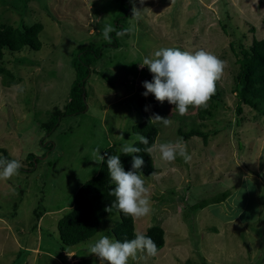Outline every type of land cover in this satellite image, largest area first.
Listing matches in <instances>:
<instances>
[{
	"label": "rangeland",
	"instance_id": "1",
	"mask_svg": "<svg viewBox=\"0 0 264 264\" xmlns=\"http://www.w3.org/2000/svg\"><path fill=\"white\" fill-rule=\"evenodd\" d=\"M126 2L0 0V21L43 25L39 49L5 50L1 61L13 81L6 86L0 75V157L19 159L22 167L10 180H0V264L15 258V264H65L55 254L57 221L77 190L100 171L93 149L103 155L112 144L135 141L130 132L141 118L137 99L145 91L142 82L152 77L138 63L165 47L202 48L224 61L216 83L221 95L208 102L210 114L203 119L196 108L180 116L174 105L159 104L155 114L172 125L157 124L155 142L180 139L191 159L185 163L178 156L164 164L152 155L155 172L143 177L152 212L134 224L138 232L161 225L165 243L156 256L138 253L129 264H264V118L247 107L238 114L233 91L238 44L247 47L264 34V0ZM133 3L140 9L138 21L131 16ZM105 24L114 27L116 41L112 32L111 42L103 38ZM123 27L130 31L117 36ZM86 47L92 50L85 54ZM74 58L89 65L79 87L85 107L56 117L71 101L79 67ZM150 95L144 97L152 117ZM193 125L208 132L206 143L177 134ZM224 190V201L211 200ZM203 200V208L193 206ZM108 217L92 238L63 251L68 264L80 261L79 249L86 263L100 264L86 245L113 227Z\"/></svg>",
	"mask_w": 264,
	"mask_h": 264
},
{
	"label": "trees",
	"instance_id": "2",
	"mask_svg": "<svg viewBox=\"0 0 264 264\" xmlns=\"http://www.w3.org/2000/svg\"><path fill=\"white\" fill-rule=\"evenodd\" d=\"M126 1L127 0H124V2ZM128 5L129 3L126 2V7ZM262 23L264 24V16L262 18ZM124 29L126 28L123 27V30ZM42 30L43 25L41 22H34L30 25H13L0 21V75L4 85H12L13 81L12 73L1 65L5 50L19 52L26 47L35 50L39 49L42 45L40 40V33ZM113 32L111 33V37H113V40H115ZM127 34L128 32L126 35ZM84 50L86 54L92 49L91 47H86ZM92 53L93 55H97L98 51L96 52L93 50ZM236 56L238 71L234 79L235 83L233 88L236 97V112L240 114L243 111V107H247L254 111L257 116L259 115L264 118V34L259 39L253 37L251 43L247 47H244L242 44H238V52H236ZM78 58H80V56ZM76 61L79 67H77L75 70L76 79L71 87V101L68 105H66L63 111L58 110L59 112L55 111V113L52 114L56 117L58 115L61 116L68 113H73L75 111H80L85 107H83V102L81 101V91H79V87L82 84L80 80L84 78L85 74L88 72L84 66H87L88 64L87 62L81 61V59L74 58L73 63L75 65H77ZM81 67H83L84 70H82L83 68ZM78 68H81V70ZM151 79L152 77H150V81ZM220 95V92L216 90L215 94L209 101H219ZM150 97L152 112L156 113L160 102L156 101L153 95H150ZM137 101L141 110V118L132 126L131 132L128 131L127 134L130 132L132 136H136V133H140L141 135L147 137L149 143L148 145L141 144L135 138V141L132 144H134L135 147L140 148L141 152L130 155H124L121 153L120 149L124 144L122 145L120 143L110 145L103 152L104 160L101 162L100 171L77 190L73 202L70 205V209L57 221L59 240L55 242L57 243L56 246L60 252L55 251V254H59V258H62L61 260L65 264L68 263L63 251L92 238L98 232L103 221L105 223L108 216V220L113 223V227L105 229L102 236L106 235L108 237H112L114 240L123 242L124 240L133 239L134 234L138 232L132 217H126L116 209H112L110 213L106 211V208L109 207L115 200L114 196L109 195V191L114 187V184L110 181L107 170L108 156L119 155L125 171L131 169L132 156H140L144 161L143 167L140 170L142 176L151 177L155 172L153 157L144 152V149L155 143L159 133V127L157 124H153L150 121L151 115L149 114L148 108L147 111L145 110L147 107L145 97L141 94ZM190 107L192 106H189V108ZM196 110L198 118L200 119H203L207 114H210L207 107L196 108ZM55 122L56 120L50 125H54ZM177 134L185 140L194 136L199 137L202 139L203 143L207 142L209 136L208 132L201 130L199 127L194 125L189 127L187 130L178 128ZM5 156L7 158L9 157L6 154ZM228 196L229 191L224 190L213 196L211 200L213 202L219 203L224 201ZM206 203L207 201L203 200L200 202V204L193 206L195 208H203ZM258 212L260 211L258 210ZM263 212L264 210L261 211V213ZM41 215L42 213H39L37 218H39ZM104 223L102 228L104 227ZM142 233L146 234L148 237H151V239L156 243L158 251L164 246V229L161 225H152ZM20 253L21 252L19 250L17 254L20 255ZM78 255H80L79 258L81 259L77 262V264H91L86 263L83 250L79 249L77 252H75V256ZM15 260L16 258L11 263H13ZM24 260L25 259L22 260V264Z\"/></svg>",
	"mask_w": 264,
	"mask_h": 264
},
{
	"label": "clouds",
	"instance_id": "3",
	"mask_svg": "<svg viewBox=\"0 0 264 264\" xmlns=\"http://www.w3.org/2000/svg\"><path fill=\"white\" fill-rule=\"evenodd\" d=\"M132 2V0H130ZM142 4L143 0H139ZM132 18L140 19V9L133 3ZM115 29L111 24H105L102 29L103 38L111 42L109 33ZM130 29L116 32L117 36L125 35ZM140 68L147 66L152 74L151 81H143L145 91L143 96L152 94L156 101H167L174 105L176 113L180 116L187 114L189 106L193 108H206L211 97L215 94L216 83L223 75L225 63L215 54L205 49L193 51L181 50L175 47H165L156 50L150 57H145L138 63ZM17 91L22 93L23 87L16 86ZM147 111V107L145 108ZM150 121L153 124H162L165 127L172 125V120L153 113ZM122 135V134H121ZM136 139L144 145H148L147 137L136 133ZM123 136V135H122ZM99 147L93 149L92 155L96 162H102L104 156L100 154ZM124 155L141 152L134 144H125L120 149ZM144 152L152 156L156 154L159 161L164 164L175 162L177 157L189 162L187 146L182 140L175 142H155L146 147ZM144 161L142 157L133 155L131 169L125 171L119 155H110L107 158V170L110 181L114 187L109 195L115 200L106 211L109 213L116 209L126 217L140 219L149 216L152 212L149 188L141 174ZM22 167L19 159H7L0 157V180H10L18 175ZM88 254H94L99 258L100 264H129V260H135L138 253H146L154 257L158 253L156 243L142 232H136L130 240L110 239L108 236H100L96 240L87 243Z\"/></svg>",
	"mask_w": 264,
	"mask_h": 264
},
{
	"label": "crops",
	"instance_id": "4",
	"mask_svg": "<svg viewBox=\"0 0 264 264\" xmlns=\"http://www.w3.org/2000/svg\"><path fill=\"white\" fill-rule=\"evenodd\" d=\"M73 14V13H72ZM90 17V16H89ZM90 19V18H89ZM83 23H87V20L86 19H84L83 21H82ZM260 31H261V35H262V29H260ZM0 219H2L1 217H0ZM2 264V263H1Z\"/></svg>",
	"mask_w": 264,
	"mask_h": 264
}]
</instances>
